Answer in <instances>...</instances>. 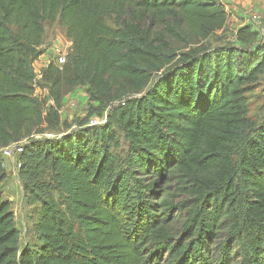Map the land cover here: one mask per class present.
Segmentation results:
<instances>
[{"label":"trees","instance_id":"1","mask_svg":"<svg viewBox=\"0 0 264 264\" xmlns=\"http://www.w3.org/2000/svg\"><path fill=\"white\" fill-rule=\"evenodd\" d=\"M228 15L220 0H0V149L58 127L73 90L89 114L112 106L102 125L24 147L60 201L34 194L38 244L22 248L0 194V264H264V118L247 96L263 35L246 24L241 48H214ZM54 22L73 43L43 70L44 113L33 62Z\"/></svg>","mask_w":264,"mask_h":264},{"label":"rangeland","instance_id":"2","mask_svg":"<svg viewBox=\"0 0 264 264\" xmlns=\"http://www.w3.org/2000/svg\"><path fill=\"white\" fill-rule=\"evenodd\" d=\"M220 1L225 4L228 11V23L223 31L211 36L210 41L213 47L227 46L233 49L241 48L243 44L239 42L237 33L239 28L246 24H251L261 32L263 35L261 45L264 47V8L260 7L261 2L260 4H256L255 0H253L250 4H246L244 0H232L231 2L227 0ZM254 15L255 17H259V19H251ZM109 23L112 24V21L110 20ZM45 29L44 39L41 45L42 52L40 57L33 62L36 72L40 75L48 64H56V49L66 55L70 52L73 43L66 35V27L63 24L59 22L47 23ZM53 78H60V80L62 78L63 83L60 86L62 85L64 90L72 88L70 83V80H72L71 74L63 73L60 77L53 75ZM247 96L249 98L250 117L260 123L264 118V74L252 86ZM35 97L41 102L40 107L44 113L54 111V109H50L54 104V100L49 96L48 86L40 85L37 87ZM68 99L66 106L62 105L60 109H55L62 118L61 124L55 127L52 126V123H43L34 136L24 140V147L35 141H43L45 139L60 140L63 135L82 130L83 127L90 126L93 122L96 123L95 125H102L101 123L106 122L107 114L112 109V106L95 107L91 111V114H89L90 107L75 108L76 105H73L75 104L74 100L72 98ZM125 147L124 144L116 148L115 151L124 154ZM31 157L27 154L26 150L21 155L14 154L13 157H7L2 149H0V159L3 160L7 173L6 180L0 184V194L12 203L17 227L21 234L20 240L22 248L26 245L38 244L35 230L36 221L33 215L37 207L40 206V202L33 199L34 194L41 192L43 194L42 197L53 194L54 198L60 201L56 192L48 190L43 192L45 185H47L46 183L50 180L49 167L43 165L39 167V170H36L35 164L41 162L42 159L38 156H34L35 159ZM234 262V264H237L236 260Z\"/></svg>","mask_w":264,"mask_h":264},{"label":"built area","instance_id":"3","mask_svg":"<svg viewBox=\"0 0 264 264\" xmlns=\"http://www.w3.org/2000/svg\"><path fill=\"white\" fill-rule=\"evenodd\" d=\"M251 19H253V20H258L259 19V17H255V15L253 16V18H251ZM56 51H57V60H56V64L58 65V66H61V65H63L64 63H66L67 62V60H68V53L65 55V53H63V52H60V51H58L57 49H56ZM51 64V63H50ZM33 66H34V64H33ZM48 66H49V64H48ZM47 66V67H48ZM46 67V68H47ZM44 70V69H43ZM34 71H35V76H36V79H35V87H36V91H37V87H39L40 86V84H39V82L41 81V79H42V73H43V71L41 72V75L40 74H38L37 72H36V70H35V68H34ZM35 91V92H36ZM96 123H91V125H95ZM101 124H103V123H101ZM23 143H24V141L22 142V143H13V144H11V145H8V146H6V147H3L2 148V151H3V153L5 154V156H7V157H13L14 156V154H17V155H21L22 154V152L24 151V145H23Z\"/></svg>","mask_w":264,"mask_h":264},{"label":"crops","instance_id":"4","mask_svg":"<svg viewBox=\"0 0 264 264\" xmlns=\"http://www.w3.org/2000/svg\"><path fill=\"white\" fill-rule=\"evenodd\" d=\"M228 2H231L232 0H227ZM253 0H244V3H248L250 4ZM256 4H260L261 2V6L262 8H264V0H255ZM68 98H72L75 102L76 105L75 108H82V107H86L88 101H89V96L87 95V92L85 91L84 88L82 89H76L73 90L71 93L65 95V98L62 101V105L66 106L68 103ZM71 102V101H70ZM72 103V102H71Z\"/></svg>","mask_w":264,"mask_h":264}]
</instances>
